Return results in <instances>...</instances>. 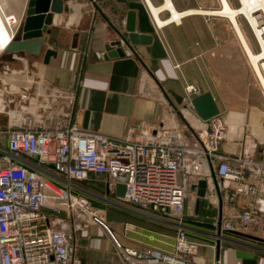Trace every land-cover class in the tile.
Returning a JSON list of instances; mask_svg holds the SVG:
<instances>
[{"label": "crops", "instance_id": "obj_1", "mask_svg": "<svg viewBox=\"0 0 264 264\" xmlns=\"http://www.w3.org/2000/svg\"><path fill=\"white\" fill-rule=\"evenodd\" d=\"M170 1L179 13H184L196 10V2L200 0ZM65 2L69 12L54 15L52 25L48 27L50 33L45 34L48 43L44 51L55 52L47 63L45 52L40 57L8 54V58H0V64L5 67L0 72V98L6 108L0 112V146L7 147L11 130H53L73 124L84 131L124 138L128 128L141 121L164 122L182 131L184 141H191L187 121L195 126L198 116L192 112L186 119L183 111L187 103L185 87L194 85L199 86L202 93H211L219 115L229 128L222 152L235 157L241 140L249 135L259 145L257 157L264 158V88L232 27L229 30L240 44L239 49L238 45L235 47L238 57L233 58L225 50L226 34L230 31L221 26L215 28L206 15L186 16L180 23L159 27L149 3L160 8L165 5V0ZM11 5L16 15L24 16V11L26 15V2L14 0ZM130 11L136 12V32L152 35L153 42L133 46L134 51L123 45L124 57L106 59L107 45L120 41V34L127 36ZM171 17L168 11L160 13L163 21ZM4 27L5 20L0 14V33ZM246 40L253 49L247 37ZM4 51L5 47L0 56ZM176 64L180 65L179 69L175 68ZM231 66L238 68H228ZM24 159L42 177L62 184V176L54 168L41 164L36 158ZM100 181H103V187L98 185ZM253 181L249 180L250 183ZM84 184H90L105 197L116 195L106 175H91L89 181L77 185L83 189ZM208 192L206 181H198L189 188L184 206V225L190 230L189 237L204 245L198 257L206 264H212L215 256L222 264H264V244L243 239L232 232H221V242L215 238L219 235V228L214 227V222L230 220L238 225L233 217L247 208L248 201L243 198L228 201L223 195L214 205L209 201ZM94 203L106 205L101 197ZM114 214L124 218V222L107 224L125 247L173 249L175 219L154 212L129 216L120 212ZM50 221L53 226L57 224L56 216L50 214ZM113 223L121 226L116 228ZM87 230L93 237L89 241L81 237L77 253L89 251L91 261L80 259L81 264H123L104 250L102 245L105 243L107 249L115 246L102 227L93 224ZM263 230L264 219H261L249 235L264 239ZM97 236L104 240L100 241ZM210 246H216V251ZM238 252H245L253 258L238 257Z\"/></svg>", "mask_w": 264, "mask_h": 264}, {"label": "built area", "instance_id": "obj_2", "mask_svg": "<svg viewBox=\"0 0 264 264\" xmlns=\"http://www.w3.org/2000/svg\"><path fill=\"white\" fill-rule=\"evenodd\" d=\"M252 14L255 27L245 15L238 19L246 20L260 50L264 11ZM15 15L8 17L17 24L12 42L23 22L19 19L17 23ZM185 93L183 115L187 119L196 112L192 99L203 93L194 85H186ZM5 109L0 98V112ZM187 123L191 141H184L183 132L177 128L148 121L130 126L124 138L84 131L73 124L53 130L9 131L6 149L0 148V264H81L74 256V240L83 227L75 217L82 216L79 209L88 207L89 202L80 195L84 191L77 184L89 181L91 175H106L113 190L117 185L125 186L121 199L135 212H154L175 219L171 251L151 247L138 250L125 247L102 216L96 211L90 213L92 222L108 234L123 264H206L198 257L204 245L192 240L184 225L188 190L200 180L206 181L208 198L214 205L223 195L228 201H248L247 208L233 217L238 225L216 220L214 227L221 228V232L250 234L264 219V158L257 157L259 145L246 135L237 155L230 157L221 149L229 128L220 115L209 120L198 116L195 126ZM22 156L54 168L62 176V184L39 175ZM250 179L254 181L250 183ZM50 214L56 216L54 226ZM215 238L223 240L219 235ZM210 248L216 251V246ZM212 264L222 262L215 256Z\"/></svg>", "mask_w": 264, "mask_h": 264}, {"label": "water", "instance_id": "obj_3", "mask_svg": "<svg viewBox=\"0 0 264 264\" xmlns=\"http://www.w3.org/2000/svg\"><path fill=\"white\" fill-rule=\"evenodd\" d=\"M126 1L127 0H118L120 3H126ZM65 12H69V7L65 0H29L26 9V18L19 28L16 39L8 47L6 52L10 55L20 54L40 57L42 53L45 52L44 48L48 43V38L45 34L50 33L48 27L52 25L54 15L63 14ZM126 31L127 36L121 35L117 31V33L120 34V41H113L107 45L106 59L124 57L125 53L122 49L123 45L131 51H134L133 46H146L153 42L152 35L139 34L136 32L135 11L128 12ZM52 54H55L52 50H47L45 52V63L48 62ZM192 106L197 115L203 120H209L220 114L219 108L211 93H203L202 95L193 98ZM107 189L110 192L109 186ZM115 191L118 198H124L125 186L117 185L115 187ZM93 206L102 211H106L107 209L105 205L93 203ZM106 222H124V218L117 217L112 212H107ZM232 234H235L243 239L264 244L263 238L256 237L254 235L235 231H233ZM219 236H221V228H219ZM219 247L220 244L218 243L217 248L219 249ZM237 256L241 258H253L252 255L245 252H238Z\"/></svg>", "mask_w": 264, "mask_h": 264}, {"label": "rangeland", "instance_id": "obj_4", "mask_svg": "<svg viewBox=\"0 0 264 264\" xmlns=\"http://www.w3.org/2000/svg\"><path fill=\"white\" fill-rule=\"evenodd\" d=\"M13 1L14 0H4V3L7 2V4L9 5V7L7 9L8 13H12V14L14 13V11L12 9V5L10 6V3H12ZM21 1L26 2V9H27V4H28V1L29 0H21ZM229 1H230V3H231V5H232L233 8H239L240 7L238 0H229ZM195 7H196V10L197 9L198 10H200V9H202V10H219L220 9V4H219V1L218 0H200L199 2H196V6ZM14 14H16V13H14ZM17 16L19 17V19H21V20L24 21V19L26 18L25 11H24V16H22V15L21 16L20 15H17ZM205 18L208 21L213 22L215 24V28L221 26L220 28H223V29L225 28L226 30L228 29L227 31H230L229 29L232 27V25L229 23V21L227 19H223V18L215 17V16L214 17H209L208 16V17H205ZM238 21H240L239 24H241L240 27H241L242 31H244V33H245L248 41L253 46L252 51L254 53H259L260 50H261V48L259 50V46L257 44V41L255 40V38H254V36H253V34H252L251 30H250V27L247 24L246 20L244 18H240V19H238ZM220 28H219V30H221ZM228 33L229 34H226V49H225L226 50V53L228 54V56H230L232 58L233 57H238V51H235V49H236L235 47H236V45H238L237 46V49H239V45H240L239 44V40H238V44H237L234 36L231 34V31L228 32ZM3 45L5 47V51L3 53H1L0 58H2V59L5 58L6 59V58H8V53L6 52L7 45L4 42H3ZM242 53H243L244 57H246V55H245V53L243 51H242ZM246 59L249 62V60H248L247 57H246ZM2 68H5V67L0 64V72H1ZM228 68H238V66H236V67L231 66V67H228ZM251 73L253 75L252 69H251ZM0 148L2 150H5L6 149L5 146H0ZM22 158L23 159L24 158H27V156H22ZM90 183L91 184H94V182H92V181H90ZM98 185H101V187H103V185H104L103 181H100L98 183ZM89 186H90V184H84V185H82L84 192L82 193V191H80V194L82 195V197H85L87 199V201L89 202V205L86 208L79 209V212L82 213V216L81 217H78L77 215L75 217L77 223H82L81 226L83 227V230H81V231H79L77 233V238H75V240H74V246H75L74 256L77 257L78 259H81V260H84L85 259L86 261H91V258H89L90 252L87 251V250L84 251V252H87V253H77V252H78V250L80 248V244L79 243H80V238L81 237L88 238L87 239L88 241H89L90 238L93 237L92 234L89 233V231L87 230V228L90 225H93L94 224L92 222L91 218H90V213H92L93 211L94 212L96 211L105 220H106L107 212H112V211L113 212H117V213L118 212L123 213L125 216H129V214L139 215L138 212H135L134 211V209H133L134 207L133 206H132L133 207L132 208L130 204H128L125 201H123V199L118 198L117 195H113L112 194L110 196H107L108 199H106L107 197H105V194L97 193V191H96V189H94V187H91V186L89 187ZM99 197L103 198V200H104V202L106 204L105 206L107 207L106 211H103V212L101 211L100 212L95 207H93L92 204L94 202H97L98 199H99ZM111 203H113V204H111ZM71 220H73V219H71ZM113 225L116 228H118V227L121 226L118 223H113ZM117 237L120 240V242L122 244H124L123 241H122V239L119 236H117ZM97 238L100 239V241H103L104 240L100 236H97ZM102 246L104 247V250L106 251L107 254H109L110 256H113V257L115 256L116 259L119 260L118 256L116 255V253H118V251L116 250V248H114V247L111 246V248H108L107 249L106 243H105V245H102ZM85 249H87V248H85Z\"/></svg>", "mask_w": 264, "mask_h": 264}, {"label": "bare ground", "instance_id": "obj_5", "mask_svg": "<svg viewBox=\"0 0 264 264\" xmlns=\"http://www.w3.org/2000/svg\"><path fill=\"white\" fill-rule=\"evenodd\" d=\"M166 3L160 8L153 7L150 3V7L153 13L154 18L156 19L159 27H164L170 23H180L181 19L186 16L192 15H206V16H215L227 19L229 23L232 25L237 37L241 40L244 50L246 52L247 58L249 62L252 64L253 69L260 81L262 87L264 88V38L260 37L261 50L259 53H254L249 46L246 37L240 27L238 17L241 15H245L247 20L255 27L256 18L252 13H258L259 11H264V0H241V5L239 8H233L229 0H218L220 4L219 10H189L184 13H179L170 0H165ZM9 5L7 2L4 3V0H0V14L4 17L5 27L3 31L0 33V52L4 49L3 42L7 43L6 50L12 44L11 37H15L16 25H14L12 21H8V17L11 13H8ZM162 11H168L172 14V17L163 21L160 19V13ZM14 14V13H13ZM16 22H18L19 17H14ZM264 31V28H263ZM112 230V229H111ZM113 232V231H112Z\"/></svg>", "mask_w": 264, "mask_h": 264}, {"label": "flooded vegetation", "instance_id": "obj_6", "mask_svg": "<svg viewBox=\"0 0 264 264\" xmlns=\"http://www.w3.org/2000/svg\"><path fill=\"white\" fill-rule=\"evenodd\" d=\"M101 190H103V189H101ZM96 191H98V190H96Z\"/></svg>", "mask_w": 264, "mask_h": 264}, {"label": "trees", "instance_id": "obj_7", "mask_svg": "<svg viewBox=\"0 0 264 264\" xmlns=\"http://www.w3.org/2000/svg\"><path fill=\"white\" fill-rule=\"evenodd\" d=\"M113 212V211H112ZM113 213H115V212H113Z\"/></svg>", "mask_w": 264, "mask_h": 264}]
</instances>
